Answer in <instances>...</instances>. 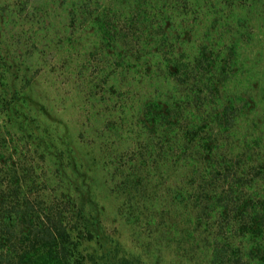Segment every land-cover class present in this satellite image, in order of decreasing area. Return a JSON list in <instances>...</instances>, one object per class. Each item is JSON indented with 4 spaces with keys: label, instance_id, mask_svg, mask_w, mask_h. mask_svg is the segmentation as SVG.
Masks as SVG:
<instances>
[{
    "label": "rangeland",
    "instance_id": "rangeland-1",
    "mask_svg": "<svg viewBox=\"0 0 264 264\" xmlns=\"http://www.w3.org/2000/svg\"><path fill=\"white\" fill-rule=\"evenodd\" d=\"M19 1L0 0V51L13 66L10 71L19 75V99L8 101L20 110L17 119L31 139L32 133L37 138L27 141L37 151L41 187L54 197L70 194L75 209L83 207L86 228L94 237L84 246L89 262L123 264L126 258L134 264H213L214 245L219 237L227 239L216 230H204L194 217L193 200H174L180 188L191 191L184 170L164 177L162 169L137 172L133 152L160 147L140 123L148 99L173 94L157 60L171 54L195 55L209 19L218 11V17L227 14V7L242 9L238 19L252 29L243 56L248 60V90L259 104L257 117L264 121V0H56L47 5L41 0L34 7ZM173 4L181 17L169 11ZM133 7H158L150 25H172L178 40L172 35L162 40L170 30L166 26L142 33ZM96 13L112 16L123 31L112 41L114 48L103 42L94 25ZM147 36L154 39L146 43ZM120 55L133 64L128 67ZM108 76L112 79L107 85ZM122 77L121 84L113 83ZM110 85L120 88L112 94ZM120 115L117 135L111 120ZM5 117H0L1 124Z\"/></svg>",
    "mask_w": 264,
    "mask_h": 264
},
{
    "label": "trees",
    "instance_id": "trees-1",
    "mask_svg": "<svg viewBox=\"0 0 264 264\" xmlns=\"http://www.w3.org/2000/svg\"><path fill=\"white\" fill-rule=\"evenodd\" d=\"M40 1L20 0L19 4L34 7ZM43 1L47 5L56 0ZM220 2L228 6L226 1ZM144 8L133 7L134 22L142 33L166 26L170 30L162 40L178 37L168 23L150 25L158 7ZM178 8L173 4L169 11L181 17ZM227 8V14L218 17V11L209 19L206 36L195 55L171 54L157 60L163 78L173 85V94L146 101L140 123L160 147L157 150L155 145L146 151L148 155L138 148L133 152V167L137 172L154 168L158 173L162 169L161 177L184 170L191 191L180 188L174 200H193L194 217L204 230H216L227 239L219 237L214 245L213 264H264V121L257 117L259 104L248 90V60L243 56L252 29L238 19L242 9ZM204 16L208 17L207 11ZM94 25L103 42L114 48L112 41L122 30L112 16L96 13ZM180 34L190 36L189 31ZM152 39L149 36L146 43ZM3 56L0 51V117L6 116L4 124L0 118V264H106L95 259L89 262L85 255L84 246L94 237L86 228L83 207L75 209L77 203L70 194L54 197L50 189L39 184L34 159L37 151L27 141L36 142L37 138L32 133L35 139H31L17 119L20 110L8 101V97L19 99V75L10 71L13 66ZM120 57L128 67L133 64ZM7 66L8 71L4 69ZM123 78H114L113 83L121 84ZM111 79L105 77L104 84ZM110 87L112 94L120 88ZM111 122L118 135L122 116L113 117ZM40 157L45 161V154ZM84 235L89 236L87 240ZM123 264L134 263L125 258Z\"/></svg>",
    "mask_w": 264,
    "mask_h": 264
}]
</instances>
